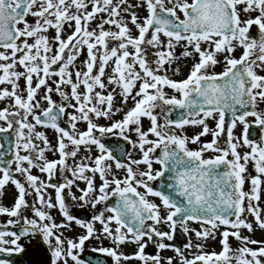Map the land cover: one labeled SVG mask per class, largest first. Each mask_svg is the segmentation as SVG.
I'll return each instance as SVG.
<instances>
[{
  "label": "snow or ice",
  "instance_id": "obj_1",
  "mask_svg": "<svg viewBox=\"0 0 264 264\" xmlns=\"http://www.w3.org/2000/svg\"><path fill=\"white\" fill-rule=\"evenodd\" d=\"M125 5L127 0H117L115 4L113 0H0V48L11 52L10 55L0 52V61L6 62L0 63V72H2L0 85H11V91L7 88L0 91V100L10 98L13 101L12 107L17 109V111H9L7 108L0 110V121H5L7 124V127H0V133L12 130L15 123L18 125L15 130L18 141L16 148L28 153H36V162L31 155L22 156L19 151L16 152L14 161L5 162L0 158V164L5 165L0 166V174H2L0 197L9 183L17 190V197L12 207L0 204V215L17 218L16 221L9 220V225L19 223L22 209L29 207L26 197L31 195L28 191V188H31L37 194L38 202L43 208L53 209L58 206L67 221L57 224L49 213L33 204L31 206L33 214L38 219L29 220L24 217L25 227L19 233L0 231V253L6 252L2 247L9 243L4 239L6 236L13 237L10 241L13 250L21 253L25 251L18 243L21 238H30L39 234L42 242L50 250L51 264H68L69 258L74 264H84L77 250L83 251L85 241L95 235L94 225L70 215L62 195L65 188H71L74 179H82L86 182L87 188L81 190L83 194L79 199L86 203L91 202L93 208L110 198L108 189L111 185H115L111 195L118 196L117 204L115 207L105 209L112 215L106 219L101 212L94 216L93 220L102 225L106 238H111L117 247L126 243L138 245L133 255H125L116 249L98 250L111 257L115 264L129 260H139L143 264H162L159 254L145 255L147 247L144 243L145 238L148 241H153L154 236L159 237L160 240H172L174 238L172 234L159 231L155 225L168 224L171 232L175 233L179 224L183 226V232L187 233L189 221L210 226L195 233L196 237L202 240H207L209 237L215 239V230L220 225L228 226L234 231H225L221 234V252L196 255L191 260L183 258L182 264H233V261L235 264H264V242L242 236L239 231L241 228L249 232L253 230L250 223L241 219L246 210L255 217L259 227L264 229V219H261L260 209L258 205L252 203L260 200V189L264 184L262 179L264 146L249 139L251 133L247 124V118L253 117L257 126L264 127V112L256 110L257 102L264 101V76L257 74V69L264 70V0H190V2L167 0V4L165 0H141L137 7H145L147 16L142 23L138 22L139 17L135 12H132L130 17L131 24L138 30L137 36L132 35L131 29L123 19H117L121 16L122 6ZM128 10V7H123L124 12ZM100 13H107L108 18L102 19L97 25L98 32L96 29L89 30V24ZM252 13L257 15L253 17ZM28 16L37 17L36 23L29 24L26 19ZM242 16L245 19H242ZM21 24L23 27H18ZM105 24L115 26L118 31L104 30ZM65 25L73 27L74 30L67 39H62L61 33ZM253 26L258 28L259 39L250 35ZM50 28L56 30L54 40L58 45L53 55H49L53 52V48L48 36L45 35ZM150 30L151 38L147 39ZM161 34L167 38L166 42L161 40ZM29 39L33 42L29 43ZM112 40L119 41L117 47L109 48V42ZM181 42L185 47L182 56L191 57L195 62L187 77L176 81L159 73L164 69L165 64H171L179 59L174 56V49ZM145 44L162 49L154 53L155 68L150 67L144 55L142 45ZM237 46L243 49L238 59L232 55ZM84 47L87 48L88 53V59L85 61L86 70L76 71L73 74L68 69ZM129 47L134 51L130 53ZM188 48H191V51H188ZM100 49L103 51L99 52ZM66 50L70 51L65 59ZM218 54H225V68L221 73H214L212 69L220 62L217 58ZM253 56L256 58L252 59ZM98 62L99 68L96 74L94 68L97 67ZM109 62H112L114 67L107 83L117 85L121 89L119 95L122 96L124 103L131 98L134 107L124 114L122 120L113 123L110 127H99L92 122L90 113L95 114L96 117L110 119L116 112L122 111V109L113 110L112 93L104 96L95 91L96 88H106L103 77ZM61 63L59 71L51 70L53 65ZM137 65L140 71L136 70ZM17 66L22 67L24 71H17ZM174 71L176 74L179 73V69ZM52 76L59 77V80L54 82L56 91L64 100L69 101L68 107L79 112V119L87 121V131L78 136L73 134L78 120L76 115L69 117L72 132L57 124L58 117L66 112V108L56 105L49 95L53 89L48 86V79ZM34 77L37 79L35 87H33ZM20 79L25 80L26 97L19 93L17 81ZM138 82V90L133 95V89L137 88ZM61 85L70 86V96L60 90ZM81 86L85 89L84 93L79 92ZM41 87L47 90L44 99L49 107L40 115H36L34 109L38 108L39 104L34 101ZM165 88L171 89L177 95L168 96L164 91ZM72 100L76 103L72 104ZM93 101L105 105V108L102 110L96 107ZM90 104L93 106L89 107ZM163 106L179 108L185 112L179 120H166L164 125H160L157 116L153 113L156 108ZM54 109L58 111L54 112ZM239 109L244 111L238 115ZM226 111H230L233 115V128L237 121L245 125L243 145L239 141L233 142L237 138L232 135L231 128L228 130L227 147L221 148L218 144L217 137L224 130ZM21 113H23L22 117ZM214 113H219L216 125L218 130H210L206 123ZM29 116H32L35 124L28 123ZM10 117L21 118L13 122ZM143 118L150 121L148 132L141 129ZM36 125L50 127L59 133L58 147L55 150L60 157L58 160L46 159L45 151H53V149L49 147V141L43 133L35 132ZM130 126H135V132L139 136L138 147L143 153L142 159L131 161V164L146 165L147 171L137 173L130 164L117 162L116 168L125 169L126 176L124 179L113 177L112 180H108L106 176L111 171V165H106L105 161L114 157L94 133L99 132L103 136L105 133L113 132L114 129H119L123 135ZM186 126L201 127L202 130L191 137L163 131L164 128L170 127L183 130ZM25 129L28 135H25ZM210 132L213 136L210 143L202 144L197 150L188 147L189 144H200L201 137ZM149 134L157 139L149 140ZM33 136L43 142V148H38L32 142ZM65 139L75 146L76 150L66 151L68 145ZM80 145H96L99 148L102 154L95 159V167L89 168L81 164L74 169L68 168L67 158L75 157ZM145 145L151 146L145 150ZM161 145H163L161 156L155 160L151 159L150 154L155 153ZM241 146L248 147L250 152L241 155L238 151ZM206 152L217 155L206 159L204 158ZM249 162L253 163L257 175L251 177L245 175ZM13 163H15V171L25 176L28 188L14 178ZM25 163L28 167L24 166ZM153 163L160 164L162 170L153 173ZM37 167L48 175L49 181L54 177L57 169L61 172L71 171L74 179L66 180L64 184L58 186L45 183L31 174V169ZM86 171L99 173L103 181L98 189L99 195L94 198L93 193H96L97 189L94 181L85 175ZM166 172L170 174L168 177L170 183L166 187L172 189L174 195L181 199H174L173 195L154 190L147 183L163 177ZM249 180L251 191L245 192L244 185ZM46 188L55 189L56 204H53L51 199L46 201L41 194ZM138 188H144L145 193L138 192ZM148 196L160 199L162 207L167 210L166 215H161V207L150 202ZM231 216L236 217L235 221L230 220ZM45 221L50 223H44ZM73 221L86 229V234L78 241L62 238L63 233L58 234L59 229L68 228ZM147 221L153 223L146 226ZM112 223H115V229L110 227ZM230 236L240 241L242 247L233 250L229 245ZM248 245L260 246L253 249ZM192 246L191 243L186 245L188 248ZM157 247L163 250L167 245L158 243ZM196 247L202 250L203 246L198 244ZM13 250H7V255H13ZM176 251L179 255H183L179 249ZM0 264H11V262L0 259ZM96 264L100 262L97 261ZM167 264H172V260L169 259Z\"/></svg>",
  "mask_w": 264,
  "mask_h": 264
},
{
  "label": "rangeland",
  "instance_id": "obj_2",
  "mask_svg": "<svg viewBox=\"0 0 264 264\" xmlns=\"http://www.w3.org/2000/svg\"><path fill=\"white\" fill-rule=\"evenodd\" d=\"M116 2H117V0H113L114 4ZM189 2H190V0H189ZM140 3H141V0H127V5L122 6L121 16L117 17V19H123L128 24V27L131 29L133 36L138 35V30L130 22L131 13L135 12L136 15L139 17L138 22H141V23H142L143 19L148 14L145 7H142V6L137 7V5H139ZM165 3L167 4V0H165ZM168 6H170V5H168ZM123 7H128L129 8L128 12H124ZM73 11H74V9H73ZM89 11H91V7H89ZM255 15H257V13H252L253 17ZM107 18H108L107 13L98 14L97 18L95 20L91 21V23L89 24V30L96 29L98 32L99 29L97 28V25L99 23H101L102 19H107ZM181 18H183L182 15H181ZM241 18L245 19L244 16H242ZM26 19H27L29 24H35L36 20L38 18L33 17V16H28V17H26ZM18 27L22 28L23 25L22 24L18 25ZM256 28H257V26H256ZM73 30H74L73 27H68L67 25H65L64 30L61 33V38L67 39V37L72 34ZM104 30H106V31H118V29H116L115 26H113L111 24H105ZM45 35L48 36V38L51 42V46L53 48V52L50 53L49 55H53V54H55L56 48L58 47V45L56 44V42L54 40V37L56 35V30L50 28L48 30V32L45 33ZM146 38L147 39L151 38V32H149V34L147 35ZM256 39H259L258 28H257ZM161 40L166 42L167 38L161 34ZM28 42L32 43L33 41L31 39H29ZM17 43H20V41H17ZM118 44H119V41L112 40L109 42V48L117 47ZM142 48L144 49V55L146 56L150 67L155 68L156 64L154 63V61L156 60V56L154 55V53L159 51V50H162V49L153 48L151 45H147V44L142 45ZM128 50L130 53L134 51L131 47H129ZM187 50L191 51V48H188ZM69 51L70 50H66L65 59L67 58V54ZM102 51H103V49L99 50V52H102ZM184 51H185L184 43L181 42L174 49V56L178 57L179 59L174 60L171 64H165L164 69L161 70L159 74L160 75H167L169 78L176 80V81H180V80L185 79L187 77V75L189 74V71H190V69H191V67L195 61L191 57H183L182 53ZM0 52H5L8 55L11 54L10 50H5V49H0ZM242 53H243V49L240 48L239 46H237L236 51L234 53H232V55L238 59V58H240ZM98 55H99V53H98ZM224 55L225 54H218L217 58L220 62L212 69V72L221 73L224 71V68H225ZM87 59H88L87 48L84 47L82 49V51L79 53V55L77 56V59L73 62V65L70 66V68L68 70L70 72H72L73 74L76 71H81V72L85 71L86 70L85 69V61ZM8 62H10V61H8ZM0 63H6V62L0 61ZM61 66H62V63L58 64V65H53L51 70L52 71H59V68ZM113 67H114V64L112 62H109L108 66H106V68H105V76L103 77V80L105 82L106 88L105 89L96 88L95 91L100 92L101 95H104V96H107L109 93H112L114 95L113 110L115 111L116 109H122V111L116 112V114L113 115L110 119L105 118V117H96L95 114L90 113L89 115L92 119V122L97 124L99 127H110L113 123L122 120L124 114L128 110H130L132 107H134V102L132 101L131 98H129L127 100V103H124L122 96L119 95V93L121 92V89L117 85L107 83L108 77H110L112 75ZM98 68H99V62L97 63V67L94 68V73L98 74ZM175 69H179L178 74L175 73V71H174ZM16 70L17 71H24V69L20 66H17ZM136 70L140 71L138 65L136 67ZM257 74L264 76V70L257 69ZM0 75H2V72H0ZM75 79H76L75 75H73V80L75 81ZM58 80H59V77L52 76L50 79H48V86L53 89V91L51 93H49L52 101L56 105L64 106L66 108V112L61 115L60 127L62 128L63 126H65L67 131L72 132L73 130L70 127L69 117L71 115H76L78 117V120L76 121V129H75V132L73 134L78 136V134L87 131V121L79 119V116H80L79 112H77L72 107H68L69 101L64 100L58 94V92L56 91V84L54 83L55 81H58ZM17 83L19 85V93L26 97L27 93L25 91V89H26L25 80L20 79L19 81H17ZM36 83H37V79L34 77L33 87H35ZM138 87H139V82L137 83V88L133 89V95H135V92L138 90ZM5 88H7L9 91H11V85H9V84L0 85V91H2ZM113 89H115V92H113ZM60 90L64 91L65 93H68L70 96V93H71L70 86L61 85ZM46 91L47 90L45 87H41L37 91L34 103H38L39 107L34 109L36 115H40L43 110H45L49 107L47 101L44 99ZM164 91L168 94V96L177 95L175 92H173L171 89H168V88H165ZM79 92L80 93L85 92V89L83 88V86H81V88L79 89ZM71 103L75 104L76 102L74 100H72ZM93 103L95 104L96 107H99L102 110L105 108V105H100L95 101H93ZM263 104H264V101H258L256 110L259 112H264V105ZM12 105H13V101L10 98H5L4 100H0V110L7 108V109H9V111H17L16 108L12 107ZM88 106L91 107L93 105L90 104ZM162 108L161 107L156 108L154 113H153L154 115L157 116L158 123L160 125L165 124V121L163 120ZM22 115H23V113H21V117H22ZM21 117H10L9 119L13 120V122H14L16 119H20ZM218 120H219V115L214 114L212 118H209L206 121L210 130H218L216 127ZM28 123L35 124V120L32 118V116L28 117ZM253 123H255L254 118L248 117L247 118V124L250 126ZM0 127H7L6 122L0 121ZM17 127H18V125L13 123V136H14L15 148H16V144L18 142L16 131H15ZM149 128H150V121L147 118H143L142 123H141L142 131L148 132ZM201 130H202L201 127H192V126H186L183 130L176 129V128L173 129L171 127L163 129V131L168 132L169 134L174 133L176 135H186L189 137L193 136L196 133H199ZM244 130H245V125L241 124L240 122H236V125L234 128L231 127L232 135L237 138L236 141H233V142L239 141L240 144L243 145L242 136H243ZM24 132H25V135H28L27 129H25ZM35 132L43 133L49 141V147L53 149V151H45L46 159H48L50 161L51 160H58L60 157H59L58 152H56L55 150L58 147L57 140L59 138V133H57L54 129H52L50 127H45L42 125H36L35 126ZM94 134L97 138L100 139V142L103 144L106 142H111L110 137H112V136H115L117 138H120L121 140L128 142L130 145V151H129V156H128L126 165L130 164V166L133 168V170L137 173L142 172V171H147L146 165L131 164V161L140 160L143 157V153L140 151V149L138 147L139 136L135 132V126H130L129 129L123 133V135H121L119 129H114L113 132L105 133L103 136H101V134L99 132H95ZM261 135L262 136H261L260 140L256 143L264 146V139H262V138H264V127L262 128ZM125 137H127V139ZM148 139L155 141L157 138L154 135L149 134ZM212 139H213V136L210 132L208 135L201 137L200 144H195V145L189 144L188 147L192 150H197L201 147L202 144L210 143L212 141ZM217 141H218V144L220 145L221 148H225L222 145V141L219 137H217ZM32 142L34 144H36L38 146V148L44 147L43 142L40 140H36L34 138V136H33ZM65 143L68 145L66 151L71 152V151L76 150L75 146H73L68 140L65 139ZM150 146L151 145H145V150H147V148ZM161 146H163V145H161ZM17 151H19V154L22 156L23 155H31L34 162H36L35 161V156H36L35 152L28 153V152L23 151L22 149L16 148V152ZM238 151L240 152L241 155H243L246 152H250V149L246 146H241L238 148ZM101 154L102 153L100 152L99 148L96 145H80L79 150L77 151V155L75 157L69 156L67 158L68 168L74 169L77 167V165H81V164L86 165L89 168L95 167L94 161ZM153 155H154V153L150 154L151 159L153 158ZM215 155H217V153L206 152L204 154V158H206V159L207 158H213ZM229 159H231V156H229ZM38 163H40V162H38ZM241 163H243V161H241ZM105 164L111 165V171L106 176V179L112 180L113 177H115L117 179H124L125 178V176H126L125 169H117L116 164L111 162L110 160H106ZM24 166L28 167V165L26 163ZM152 171H153V173L159 171V167L155 163H153V165H152ZM12 173H13V176L15 179H18L21 183H24L25 187L28 188L25 176H23L20 173H17L15 171V163H13V165H12ZM31 174L34 176H37L39 180L44 181L45 183H52V184H55L57 186L60 184H64L66 182V180H73L74 179L71 171L61 172L59 169H57V171H56L54 177L51 179V181H49L48 175L46 173L41 172L38 167L32 168ZM0 175H2V174H0ZM85 175L94 181V186L97 189V192L93 193V198H94L96 195H99L98 189L101 187L103 181L101 180L99 173L94 174L90 171H86ZM245 175L248 177L257 175L256 172L254 171V165L252 162L248 163L247 173ZM262 179H264V177H262ZM148 184L150 185V183H148ZM133 186H135V185H133ZM111 187H115V185L110 186V188L108 189L109 194H110V191L112 189ZM86 188H87V185H86V182L84 180L74 179V183L71 186V188L70 189L65 188L64 192L62 193V195L65 198V204L69 209V214L76 217L77 219L84 220L82 222H85V223L90 222V223H93V225H94L95 235L92 238L85 241V244L83 246V250H85V249H87V250L96 249L98 251L101 248H108V249H116L118 252L123 253L125 255L135 254L137 249H138V245L133 244V243H126L124 245H120L119 247H117V245H115L113 243L111 238H106V234L103 233L102 225L99 222L94 221L93 217L96 215H99L101 212H103L105 218L107 219V217L111 216V213L105 211L106 206H105L104 202L97 204L96 207L93 208L91 205V202L86 203L85 201H81L79 199V197L83 194L81 190H86ZM140 189L145 191L144 188H140ZM28 191L31 192V195L26 197V201L29 204V207L26 209H22L21 218H20L19 223H23L24 217H27L29 220L38 219L33 214V209L31 207L33 204H35L37 208H41V210L49 213L53 217V220L55 223H57V224L67 223V221L64 219L63 215L59 211L58 206L56 208H53V209L43 208L38 202L37 194L35 193V191L31 188H28ZM244 191L245 192L251 191L250 180L246 181V183L244 185ZM41 194L44 195L46 201L51 199V202L53 204H56V192H55L54 188H46L42 191ZM16 197H17V190L15 189L14 185L9 183L5 187L2 197H0V204L10 208L13 206ZM73 197H76V199H73ZM147 198L150 202L155 203L161 207V215L162 216L166 215L167 210L162 207L161 202L156 197L148 196ZM252 203L254 205H258V207L260 209L261 219H264V184L261 185L260 200L259 201H253ZM247 204H248V201L246 200L245 201V208L246 209H247ZM76 209L82 210V212L86 214L85 219L83 216H81V214L76 212ZM16 219L17 218H15V217H9L7 215H0V222H2V221L8 222L9 220L16 221ZM235 219H236V217L234 218L233 221H235ZM241 219H243L247 223H250L252 225L253 230L251 232H249L247 229L241 228V229H239L240 234L242 236L249 237L252 240L264 242V229H261L259 227V225L256 223L255 217L246 210L243 213V215L241 216ZM44 223H50V222L45 221ZM152 223L153 222H151L147 225H150ZM110 227L115 229V227H116L115 223H112L110 225ZM155 227L161 232H169L168 224L161 223L159 225H155ZM187 227L189 229L188 232H190L189 243H191L193 246L191 248L186 247L184 249H181L180 252L183 254L182 256L179 255L176 250H172L171 248H165L163 250H159L157 247V244L160 242H156L154 245H148L147 249L145 250V255L154 256V255L159 254L162 258V264H167V261L169 259L172 260V264H182L183 258H188L191 260L196 255H200V254H204V253L211 254L212 252H216V253L221 252L222 251L221 234L225 231H229V232L234 231V229H232L228 226L220 225L219 228L217 230H215V239L209 237L207 240H202V239H198L196 237L195 233L197 231H202L206 227H204L203 229H199L197 224L196 225L187 224ZM182 228H183V226H182ZM59 233H63L62 238L71 239L73 241H78V239L81 236L86 234V229L80 227L79 225H77L75 223V221H73L68 226V228L59 229L58 234ZM4 239L6 241H9V243L2 245V247H4L6 250H13V246L10 243V241L13 239V237L12 236H6V237H4ZM53 244H54V241H53ZM198 244L203 246L202 250L198 249L196 247V245H198ZM229 245L233 250L242 247L241 242L236 240L235 237H231V236L229 237ZM259 246L260 245H248V247H251L253 249L258 248ZM65 248H67L66 243H65ZM77 251H78V253L80 252L79 250H77ZM68 264H74V262L69 258ZM121 264H143V262L139 261V260H129V261H122ZM233 264H235L234 261H233Z\"/></svg>",
  "mask_w": 264,
  "mask_h": 264
},
{
  "label": "water",
  "instance_id": "obj_3",
  "mask_svg": "<svg viewBox=\"0 0 264 264\" xmlns=\"http://www.w3.org/2000/svg\"><path fill=\"white\" fill-rule=\"evenodd\" d=\"M255 28H251L250 35L251 37H254L255 35ZM151 31V30H150ZM170 110V112H169ZM250 110V109H249ZM58 111V109H54V112ZM244 110L239 109L237 114H241ZM185 110L179 109V108H172L171 106H165L164 107V119L165 120H171V121H177L181 118V116L184 114ZM219 114V113H218ZM43 119V117H42ZM61 115L57 119V124H60ZM233 121V115L230 111L225 112V121H224V130L221 132V136L223 138V143L225 146H227L228 142V130L230 126L232 125ZM249 132L251 135L249 136V139L252 142H255L259 138L258 132L253 128H249ZM113 142H110L108 144H105V147L108 149L109 152L113 154L114 159H112L114 162H119L124 164L125 156L128 152L129 145L127 143H123L121 140L112 137L111 138ZM15 144L13 141V131L10 130L6 133H0V158L3 159V161H13L15 156V150H14ZM162 149L158 148L155 151L154 154V160L157 157H160L162 154ZM160 167V171L162 170L161 165L157 164ZM0 166H5L3 164H0ZM169 173H165L163 177H160L159 179L155 180L153 183V189L157 191H163L165 194L173 195L174 199H181L179 197H176L174 195V192L172 189H168L166 186L168 183H170L168 177ZM110 198L105 201L107 204V207H115L118 201V196L110 195ZM135 199V197H133ZM235 216L229 217L230 220H233ZM148 222V221H147ZM193 223H198L195 221H189ZM25 226L21 227H11L7 226L5 228H2L5 232H14L19 233L21 229ZM180 232L178 228H176L175 233ZM174 236V233H172ZM154 241V239H153ZM153 241H150L153 243ZM21 247L25 249V251L21 253L13 252V255L8 256L7 252L0 253V259H6L11 262V264H51V255L47 248V246L42 242V237L37 234L36 236L30 237V238H21V240L18 242ZM79 258L84 261V264H89V262H92V264H96L97 261L100 262V264H114L113 259L110 257L100 253V252H94L89 250H83L79 254Z\"/></svg>",
  "mask_w": 264,
  "mask_h": 264
},
{
  "label": "flooded vegetation",
  "instance_id": "obj_4",
  "mask_svg": "<svg viewBox=\"0 0 264 264\" xmlns=\"http://www.w3.org/2000/svg\"><path fill=\"white\" fill-rule=\"evenodd\" d=\"M5 224H8L7 222L5 223ZM11 225H16L15 223H13V224H11ZM159 241L158 242H160V243H164L165 245H167V247H172V248H177V249H183L182 247V245H181V243H179V241L181 242V239L180 238H178V242L177 243H175L174 241H172V243L169 241V240H160V238H157ZM144 243H146V244H148V240H147V238H145V241H144ZM147 249V247L145 248V250Z\"/></svg>",
  "mask_w": 264,
  "mask_h": 264
},
{
  "label": "trees",
  "instance_id": "obj_5",
  "mask_svg": "<svg viewBox=\"0 0 264 264\" xmlns=\"http://www.w3.org/2000/svg\"><path fill=\"white\" fill-rule=\"evenodd\" d=\"M252 59H255V56H253Z\"/></svg>",
  "mask_w": 264,
  "mask_h": 264
},
{
  "label": "bare ground",
  "instance_id": "obj_6",
  "mask_svg": "<svg viewBox=\"0 0 264 264\" xmlns=\"http://www.w3.org/2000/svg\"><path fill=\"white\" fill-rule=\"evenodd\" d=\"M82 215L84 216V215H85V213H82Z\"/></svg>",
  "mask_w": 264,
  "mask_h": 264
}]
</instances>
